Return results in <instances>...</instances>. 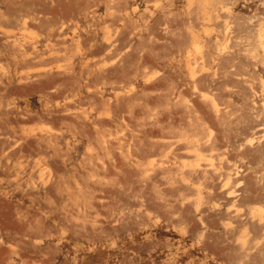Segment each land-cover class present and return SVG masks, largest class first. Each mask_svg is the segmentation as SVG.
Here are the masks:
<instances>
[{
	"label": "rangeland",
	"instance_id": "374dc122",
	"mask_svg": "<svg viewBox=\"0 0 264 264\" xmlns=\"http://www.w3.org/2000/svg\"><path fill=\"white\" fill-rule=\"evenodd\" d=\"M263 60L264 0H0V264H264Z\"/></svg>",
	"mask_w": 264,
	"mask_h": 264
},
{
	"label": "bare ground",
	"instance_id": "6f19581e",
	"mask_svg": "<svg viewBox=\"0 0 264 264\" xmlns=\"http://www.w3.org/2000/svg\"><path fill=\"white\" fill-rule=\"evenodd\" d=\"M229 5H230V4H229ZM195 8H196V6H195ZM203 8H204V7H203ZM222 9H223V8H222ZM223 10H224V9H223ZM191 12H193V11H191ZM193 15H194V14H193ZM198 16H199V15H198ZM198 16H197V17H198ZM203 16H204V15H203ZM193 17H194V16H193ZM199 17H200V16H199ZM201 17H202V16H201ZM201 17H200V19H201ZM221 18H222V17H221ZM197 20H198V18H197ZM221 21H222V20H221ZM252 21H253V19H252ZM192 22H193V18H192ZM198 22H199V21H198ZM227 22H228V21H227ZM250 22H251V21H250ZM196 23H197V21H196ZM196 23H194V24H196ZM199 23H200V22H199ZM224 23H225V21H224ZM213 24H215V23H213ZM221 24L224 25L223 22H222ZM250 24H251V26H252V23H250ZM254 24H255V22H254ZM198 25H199V24H198ZM217 25H220V22H219ZM217 25H216V26H217ZM222 25H220V27H221ZM225 25H226V24H225ZM225 25H224V26H225ZM194 26H195V25H194ZM227 26H229V25H227ZM227 26H226V27H227ZM245 26H246V25H245ZM247 26H248V23H247ZM247 26H246V27H247ZM251 26L249 25V27H251ZM218 27H219V26H218ZM218 27H217V28H218ZM255 28H256V27H255ZM231 29H232V28H231ZM257 29H259V28H257ZM256 31H257V30H256ZM241 33H242V32H241ZM251 33H252V32H251ZM239 34H240V33H239ZM229 35H230V34H229ZM235 35H237V34L235 33ZM242 35H243L242 37H244V34H242ZM248 35H249V34H248ZM185 36H186V35H185ZM246 36H247V35H246ZM219 37H220V36H219ZM221 37H222V36H221ZM210 38H211V37H210ZM219 39H220V38H219ZM219 39H218V40H219ZM186 40H187V39H186ZM219 41H220V40H219ZM232 41H233V40H232ZM234 42H235V41H234ZM219 43H220V42H218V44H219ZM196 44H197V43H196ZM199 44H200V43H199ZM209 44H210V43H209ZM242 44L244 45V43H242ZM242 44H241V45H242ZM245 44H246V43H245ZM229 45H230V44H229ZM229 45H227V46H229ZM246 45H248V43H247ZM252 45H253V44H252ZM252 45H250V46H252ZM196 46H198V44H197ZM212 46L214 47L215 45H212ZM224 46H225V45H224ZM224 46H223V48H224ZM233 46H235V45L233 44ZM194 47H195V46H194ZM200 47H201V46H200ZM235 47H236V46H235ZM240 47H241V46H240ZM248 47H249V46H248ZM252 47H253V46H252ZM229 48H231V47H229ZM243 48H245V46H244V47L242 46V47H241V50H242ZM254 48H255V47H254ZM256 48H257V47H256ZM216 49L218 50L217 46H216ZM221 49H222V48H221ZM225 49H227V48L225 47ZM231 49H232V48H231ZM238 49H240V48L238 47ZM238 49H236V50H238ZM243 50H244V49H243ZM253 50H254V49H253ZM218 51H219V50H218ZM233 51H234V49H233ZM250 51H252V50L250 49ZM207 52H208V51H207ZM219 52H220V51H219ZM243 52H245V51H243ZM243 52H242V54H243ZM199 53H200V52H199ZM228 53H229V50H228ZM228 53H227V56H230V57H231L232 54H231V55H230V54L228 55ZM230 53H231V52H230ZM232 53H233V52H232ZM245 53H246V52H245ZM245 53H244V54H245ZM220 54H221V53H220ZM222 54H223V52H222ZM224 54H225V52H224ZM233 54H234V53H233ZM242 54H241V55H242ZM244 54H243V55H244ZM257 54H258V53H257ZM197 55H198V54H197ZM245 55H246V54H245ZM250 55H253V54H250ZM200 56H201V55H200ZM200 56H199V57H200ZM224 56H225V55H224ZM246 56H247V55H246ZM230 57H229V58H230ZM253 57H255V55H253ZM209 58H210V57H209ZM244 58H245V56H244ZM257 58H259V57L257 56ZM257 58H256V59H257ZM193 59H194V58H193ZM226 59H227V58H226ZM207 60H208V59H207ZM245 60H246V59H245ZM197 61H199V60L197 59ZM205 61H206V60H205ZM228 61H230V60L228 59ZM234 61L236 62V59H235V58H234ZM208 62H209V61H208ZM231 62H232V60H231ZM237 62H238V61H237ZM263 62H264V60H263ZM219 63H220V62H219ZM239 63L241 64V62H239ZM228 64H229V63H228ZM240 64H239V65H240ZM194 65H195V64H194ZM220 65H222V64H220ZM224 65H226V64L224 63ZM224 65H223V67H224ZM205 66H206V65H205ZM236 66H237V63H236ZM241 66H243V65H241ZM233 67H234V66H233ZM233 67H231V68H233ZM191 68H193V66H192ZM205 68H206V67H205ZM225 68H226V66H225ZM237 68H238V66H237ZM240 68H243V67H240ZM255 68H256V67H255ZM199 69H200V68H199ZM201 70H202V68H201ZM231 70H232V69H231ZM235 70H236V68H234V70H232V71H235ZM237 70H238V69H237ZM243 70H244V69H243ZM243 70H242V71H243ZM206 71H207V70H206ZM239 71H241V70H239ZM192 72H193V70H192ZM204 72H205V71H204ZM227 72H228V74H229V71H227ZM241 73H242V72H241ZM195 74H196V73H195ZM195 74H194V75H195ZM231 74H232V73H231ZM243 74H244V73H243ZM226 75H227V73H226ZM237 75H238V74H237ZM241 75H242V74H241ZM243 76H244V75H243ZM227 77H228V76H227ZM246 77H247V75H246ZM246 77H245V76L243 77L245 81H246ZM232 78H233V77H232ZM239 78H240L241 80H243L242 77H239ZM247 78H249V77H247ZM254 78H255V77H254ZM254 78H253V79H254ZM228 79H229V78H228ZM227 81H228V80H227ZM227 81H226V82H227ZM254 81H255V80H254ZM260 81H261V80H260ZM262 81H263V80H262ZM228 82H229V81H228ZM229 83H230V82H229ZM245 83H246V82H245ZM262 83H263V82H262ZM231 84H232V83H231ZM246 84H247V83H246ZM246 84H245V85H246ZM223 85H224V84H223ZM228 85H229V84H228ZM238 85H239V83L236 84L235 86H238ZM241 85H242V84H241ZM247 85H249V84H247ZM233 86H234V85H233ZM251 86H252V85H251ZM251 86H250V88L252 89ZM230 87H231V86H230ZM263 87H264V84H263ZM247 88H248V87H247ZM250 88H249V91H250ZM222 89H223V88H222ZM227 89H228V86H227ZM235 89H236V88H235ZM237 89H238V88H237ZM239 89H240V87H239ZM249 91H248V92H249ZM227 92H228V91H227ZM235 92H237V91H235ZM241 92H242V89H241ZM243 92H244V91H243ZM229 94H230V93H229ZM243 95H244V94H243ZM248 96H249V95H248ZM248 98H249V97H248ZM254 98H255V97H254ZM252 99H253V98H251V97H250L249 100L245 99V105H246L247 102L249 103V101L252 100ZM246 100H247V102H246ZM253 100H254V99H253ZM253 100H252V101H253ZM229 101H230V100H229ZM231 101H232V100H231ZM227 103H228V102H227ZM250 103H251V101H250ZM254 103H255V102H254ZM230 104H231V103H230ZM252 104H253V103H252ZM250 105H251V104H250ZM229 107H230V106H229ZM246 107H247V108L249 107V109L251 108V106H248V104H247ZM241 108H242V107H241ZM254 108H255V107H254ZM249 109H248V110H249ZM263 109H264V108H263ZM218 110H219V109H218ZM251 112H254V110L251 111ZM236 113H237V112H236ZM254 114L256 115V113H254ZM254 114H253V115H254ZM238 115H239V114H237V116H238ZM258 115H259V113H257V116H258ZM227 116H228V115H227ZM231 117H232V116H231ZM262 117H263V116H262ZM224 118H225V117H224ZM239 118H240V117H239ZM256 118H257V117H256ZM259 118H260V117H259ZM227 119H228V118H227ZM242 119H243V118H242ZM242 119H240V120H242ZM257 119H258V118H257ZM261 119H262V118H261ZM262 120H263V119H262ZM238 121H239V120H238ZM242 121H243V120H242ZM261 122H262V121H261ZM255 124H256V123H255ZM259 124H260V123H259ZM226 125L229 127L228 124H226ZM262 125H263V124H262ZM241 126H242V125H241ZM241 126H240V127H241ZM263 126H264V125H263ZM228 127H227V128H228ZM236 127H237V126H236ZM248 127H249V126H248ZM259 127H260V126H258L257 128H259ZM243 128H244V127H243ZM246 128H247V127H246ZM251 128H252V127H251ZM257 128L255 127V129H257ZM231 129H233V128H231ZM239 129H240V128H239ZM248 130H249V129H248ZM248 130H247V131H248ZM259 130L261 131L262 128H261V129L259 128ZM234 131H235V129H234ZM234 131H233V133H234ZM257 131H258V129H257ZM262 131H263V130H262ZM262 131H261V132H262ZM225 132H226V131H225ZM233 133L230 132V137H231V134H233ZM248 133L252 134L250 131L247 132V134H248ZM257 133H258V132H257ZM257 133H256V134H257ZM240 135H242V134H240ZM244 135H245V134H244ZM232 137H233V136H232ZM239 137H240V136H239ZM224 138H225V137H224ZM228 138H229V137H228ZM253 139H254V138H253ZM230 140H231V139H230ZM263 140H264V139H263ZM228 141H229V140H228ZM166 142H167V141H166ZM162 143H163V142H162ZM167 143H168V142H167ZM231 143H232V142H231ZM241 144H242V143H241ZM166 145H167V144H166ZM251 145H252V144H251ZM156 146L158 147V144H156ZM160 146H161V145H160ZM167 146H168V145H167ZM167 146H166V147H167ZM170 146H172V145H170ZM170 146H169V147H170ZM260 146H262V145H260ZM162 148H163V147H162ZM237 148H238V147H237ZM263 148H264V147H262V149H263ZM235 150H236V149H235ZM235 150H234V151H235ZM258 150H259V149H258ZM256 152H257V151H256ZM260 152H261V151H260ZM262 152H263V151H262ZM230 153H231V152H230ZM230 153H229V155H231ZM263 153H264V152H263ZM263 153H262V154H263ZM229 155H228V156H229ZM257 155H258V154H257ZM263 155H264V154H263ZM250 156H251V155H250ZM261 156H262V155H261ZM216 158H217V157H216ZM251 158H252V156H251ZM260 158H261V157H260ZM252 159H253V158H252ZM257 159H259V158H257ZM261 160H262V158H261ZM237 161H238V160H237ZM259 161H260V160H259ZM226 162H228V161H226ZM239 162H240V161H239ZM239 162H236V163H239ZM227 164H228V163H227ZM239 164H240V163H239ZM239 164H238V166L240 167ZM203 165H204V164H203ZM231 165H232V164H231ZM231 165H230V166H231ZM241 165H242V164H241ZM226 166H227V165H226ZM232 166H233V165H232ZM232 166L229 167L228 169L232 168ZM211 167H212V166H211ZM233 167H234V166H233ZM179 169H180V168H179ZM203 169H204V168H203ZM161 170H163V168H162ZM239 170H240V169H238V171H239ZM249 170H250V169H249ZM181 171H182V170H181ZM231 171H232V170H231ZM161 172H162V171H161ZM224 172H225V171H224ZM157 173H158V172H157ZM164 173H165V172H163V174H164ZM248 173H249V172H248ZM250 173H251V172H250ZM158 174H159V173H158ZM161 174H162V173H161ZM186 174H187V173H186ZM191 174H192V173H191ZM213 175H214V174H213ZM158 176H159V175H158ZM187 176H190V174L188 173ZM193 178H194V177H193ZM226 180H227V179H226ZM227 182H228V181H227ZM228 183H229V182H228ZM240 184H241V183H240ZM229 185H230V184H229ZM238 185H239V184H238ZM234 186H235V185H234ZM249 187H250V186H249ZM235 189H237L236 186H235ZM232 190H233V189H232ZM235 192H236V191H235ZM231 194H232V193H231ZM254 209H255V207H254ZM255 211H256V210H255ZM263 212H264V211H263ZM243 214H244V213H243ZM257 214H258V213H257ZM261 216H262V215H261ZM261 216H260V217H261ZM254 217H255V216H254ZM248 218H249V217H248ZM256 218H257V217H256ZM262 218H263V216H262ZM262 218H261V220H262ZM263 219H264V218H263ZM259 221H260V220H259ZM253 227H254V226H253ZM261 231H262V230H261ZM252 232H253V231H252ZM239 234H240V233H239ZM261 234H262V233H261ZM263 234H264V233H263ZM261 236H262V235H261ZM256 237H257V236H256ZM262 243H264V241H263ZM260 244H261V243H260ZM248 245H250V244H248ZM259 246H260V245H259ZM248 248H249V247H248ZM258 249H259V248H258ZM242 250H243V249H242ZM247 250H248V249H247ZM260 250H261V248H260ZM242 252H243V251H242ZM246 253H247V252H246ZM246 253H245V254H246ZM261 254H262V252H261ZM248 255H249V254H248Z\"/></svg>",
	"mask_w": 264,
	"mask_h": 264
},
{
	"label": "clouds",
	"instance_id": "9594fccd",
	"mask_svg": "<svg viewBox=\"0 0 264 264\" xmlns=\"http://www.w3.org/2000/svg\"><path fill=\"white\" fill-rule=\"evenodd\" d=\"M70 147H71V146H70ZM71 163H72L71 160H67V164H68V165H70ZM90 178H91V179H95L94 176H93V177H90ZM60 179L62 180L63 178L61 177ZM104 183H110V182H104ZM29 187H30V188H34L35 185H34V184H29ZM77 187H78V186H77ZM54 190H55V189H54ZM99 194H100V195H103V189L100 190ZM92 195L95 196V195H97V193H93ZM48 202H49V203H52V201H50V200H49ZM105 203H106V201H104V200H100V201L98 202V206H99V208H100L101 211H107V208L104 207ZM65 207H67V205H65ZM85 207L87 208L88 211H90V212H92V213H96V212H97V209H94V208L91 207V203H90V202L86 203ZM113 215L116 216V215H118V214L114 213ZM75 219H76V217L73 216V217H72V220H75ZM71 222H72V221L70 220L69 223H71ZM78 222H79V223H83V222H85V221L80 220V221H78ZM119 222H120L119 219H117V223H119Z\"/></svg>",
	"mask_w": 264,
	"mask_h": 264
},
{
	"label": "crops",
	"instance_id": "0c3cea01",
	"mask_svg": "<svg viewBox=\"0 0 264 264\" xmlns=\"http://www.w3.org/2000/svg\"><path fill=\"white\" fill-rule=\"evenodd\" d=\"M30 107H31V102H30V100L28 99L27 102H26V101L24 102V108H25V109H29Z\"/></svg>",
	"mask_w": 264,
	"mask_h": 264
}]
</instances>
